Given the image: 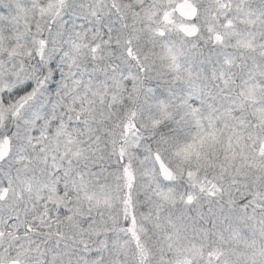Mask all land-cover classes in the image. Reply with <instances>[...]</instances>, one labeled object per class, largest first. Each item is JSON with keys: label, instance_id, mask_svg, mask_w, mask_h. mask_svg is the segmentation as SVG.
<instances>
[{"label": "snow or ice", "instance_id": "obj_1", "mask_svg": "<svg viewBox=\"0 0 264 264\" xmlns=\"http://www.w3.org/2000/svg\"><path fill=\"white\" fill-rule=\"evenodd\" d=\"M0 264H264V0H0Z\"/></svg>", "mask_w": 264, "mask_h": 264}]
</instances>
